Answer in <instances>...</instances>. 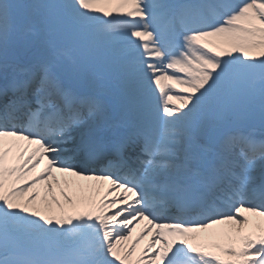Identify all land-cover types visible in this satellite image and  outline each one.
I'll use <instances>...</instances> for the list:
<instances>
[{"label": "snow or ice", "instance_id": "snow-or-ice-1", "mask_svg": "<svg viewBox=\"0 0 264 264\" xmlns=\"http://www.w3.org/2000/svg\"><path fill=\"white\" fill-rule=\"evenodd\" d=\"M38 23L85 73L104 47L92 87L118 89V126ZM241 103L264 123V0H0V264H264V138L229 125Z\"/></svg>", "mask_w": 264, "mask_h": 264}, {"label": "rangeland", "instance_id": "rangeland-1", "mask_svg": "<svg viewBox=\"0 0 264 264\" xmlns=\"http://www.w3.org/2000/svg\"><path fill=\"white\" fill-rule=\"evenodd\" d=\"M22 0H20L21 2ZM45 27V25H43ZM48 39H52L55 41V43L57 44V46L61 45L63 42V45L66 46L68 44H70L71 48L68 49L67 51H65V55L62 58L61 62L59 63V65L57 66V69H69V71H71L72 73H74L75 76L78 77H82L85 73L84 69L82 68V64L85 58V53H82V49L81 46L78 42L74 41L71 36L68 34V30H65V33L63 35L57 34L54 36H46ZM22 56L27 54V52L21 50ZM89 53V51H88ZM87 55L88 61H90L91 59H93L94 63H98V59H97V52H96V48L93 49L91 51V56L90 57ZM100 61V60H99ZM88 68H89V72H92V64L88 63ZM79 71H81V73H79ZM109 91L113 93V89L110 86L108 87ZM259 111L257 110L255 115H252L250 113H248L247 111H245V105L243 103H241L240 106V110L236 115L231 116V120L228 119V122L232 125V126H240L241 123L244 122H249L251 120H254L255 118L259 117ZM229 118V117H228Z\"/></svg>", "mask_w": 264, "mask_h": 264}, {"label": "bare ground", "instance_id": "bare-ground-1", "mask_svg": "<svg viewBox=\"0 0 264 264\" xmlns=\"http://www.w3.org/2000/svg\"><path fill=\"white\" fill-rule=\"evenodd\" d=\"M173 3H183V0H174ZM143 225H140V227H142ZM137 231H139V227L137 229ZM149 237H146L144 241H142L144 244H146L148 242Z\"/></svg>", "mask_w": 264, "mask_h": 264}]
</instances>
